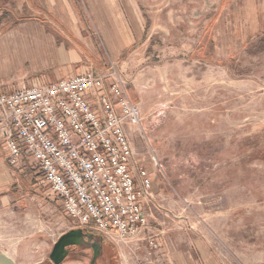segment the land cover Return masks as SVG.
<instances>
[{
	"label": "rangeland",
	"instance_id": "obj_1",
	"mask_svg": "<svg viewBox=\"0 0 264 264\" xmlns=\"http://www.w3.org/2000/svg\"><path fill=\"white\" fill-rule=\"evenodd\" d=\"M110 1L124 23L116 47L98 2L67 0L86 23L72 25L59 0H0V34L21 35L0 43V79L40 81L61 47L80 54L83 68L59 78L114 65L129 81L142 117L130 139L157 205L140 238L114 245L121 264H210L201 248L215 264H264V0ZM33 177L14 171L0 252L54 264L52 249L73 223L63 199ZM152 234L157 250L143 240Z\"/></svg>",
	"mask_w": 264,
	"mask_h": 264
},
{
	"label": "built area",
	"instance_id": "obj_2",
	"mask_svg": "<svg viewBox=\"0 0 264 264\" xmlns=\"http://www.w3.org/2000/svg\"><path fill=\"white\" fill-rule=\"evenodd\" d=\"M128 84L113 65L0 92V139L10 165L29 161L38 185L63 199L71 229L119 247L140 238L157 205L153 176L130 139L142 117ZM156 236L143 240L157 250Z\"/></svg>",
	"mask_w": 264,
	"mask_h": 264
},
{
	"label": "crops",
	"instance_id": "obj_3",
	"mask_svg": "<svg viewBox=\"0 0 264 264\" xmlns=\"http://www.w3.org/2000/svg\"><path fill=\"white\" fill-rule=\"evenodd\" d=\"M95 2H98L95 4L96 11L98 13V17L100 18L101 24L105 27L107 32L115 38V47L116 43L120 41L119 34L117 32V29L115 27H119V25H123L122 18L117 16L115 14V8L111 6V1L110 0H92ZM71 2V1H70ZM59 10H61V13L63 12V15L65 14V17L69 18L72 20L70 24L75 25L78 23L79 19L81 18L83 23L81 25H85V21L82 18L81 12L78 11V7L74 6L73 4H67V0H59ZM68 11V14L66 13ZM87 30V29H86ZM75 31V30H73ZM92 31L89 28L88 25V32H87V39L90 42L97 41L96 36L91 33ZM85 35V34H84ZM21 37V35H13V34H8V33H2L0 34V43L4 44L2 46H5V44L12 42L14 39ZM114 41V40H113ZM58 55L60 56V60L58 63L54 66L46 70V72H43L40 74L42 76V79L40 81H47V82H55L60 80L56 74L69 70V69H75V68H83L82 66V61L83 57L78 54L75 50H66L65 48H58ZM4 64H8L6 61L3 62ZM94 72H99L94 69H92ZM101 72V71H100ZM64 73V72H62ZM70 75V74H69ZM9 82L0 79V92H7L8 89L15 88L17 89L18 87H21V84L15 83L14 85L11 86ZM9 92V91H8ZM29 161H23V168L26 170L32 178L33 176L36 175L34 174L30 169H29ZM14 171L16 169L10 165L9 161L7 160L6 157V150H5V144L4 142L0 139V206L5 207L8 202L12 199V188H13V178L12 176L14 175ZM39 177L36 175V181L38 182ZM62 210V208H60ZM144 233V232H142ZM141 233V234H142ZM160 242V238H156ZM202 249V255H203V260L204 261H210V264H215L213 259H210V255L208 253V250L201 248ZM204 250V251H203Z\"/></svg>",
	"mask_w": 264,
	"mask_h": 264
},
{
	"label": "flooded vegetation",
	"instance_id": "obj_4",
	"mask_svg": "<svg viewBox=\"0 0 264 264\" xmlns=\"http://www.w3.org/2000/svg\"><path fill=\"white\" fill-rule=\"evenodd\" d=\"M83 235L77 244L67 247L66 257L61 264H121L113 244L95 232L83 230Z\"/></svg>",
	"mask_w": 264,
	"mask_h": 264
},
{
	"label": "water",
	"instance_id": "obj_5",
	"mask_svg": "<svg viewBox=\"0 0 264 264\" xmlns=\"http://www.w3.org/2000/svg\"><path fill=\"white\" fill-rule=\"evenodd\" d=\"M83 235L82 229H71L60 236L58 241L55 243L50 259L54 264H61L67 254V247L77 244L79 237ZM84 236V235H83ZM91 236V234H86ZM0 264H18L12 257L6 253L0 252Z\"/></svg>",
	"mask_w": 264,
	"mask_h": 264
},
{
	"label": "trees",
	"instance_id": "obj_6",
	"mask_svg": "<svg viewBox=\"0 0 264 264\" xmlns=\"http://www.w3.org/2000/svg\"><path fill=\"white\" fill-rule=\"evenodd\" d=\"M60 208H62V206H60Z\"/></svg>",
	"mask_w": 264,
	"mask_h": 264
},
{
	"label": "bare ground",
	"instance_id": "obj_7",
	"mask_svg": "<svg viewBox=\"0 0 264 264\" xmlns=\"http://www.w3.org/2000/svg\"><path fill=\"white\" fill-rule=\"evenodd\" d=\"M82 49V48H81Z\"/></svg>",
	"mask_w": 264,
	"mask_h": 264
}]
</instances>
